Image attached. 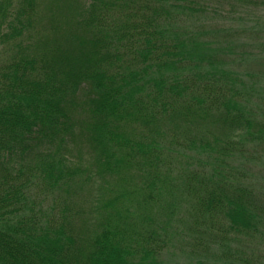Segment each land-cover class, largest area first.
Instances as JSON below:
<instances>
[{
  "label": "trees",
  "instance_id": "obj_1",
  "mask_svg": "<svg viewBox=\"0 0 264 264\" xmlns=\"http://www.w3.org/2000/svg\"><path fill=\"white\" fill-rule=\"evenodd\" d=\"M63 4L62 24L46 26L37 0H0V264H166L160 210L167 194L170 208L182 199L168 193L179 180L167 173L165 130L215 136L194 149L218 169L252 128L212 47L224 29L205 17L228 6L232 19L244 4L261 12L264 0ZM178 16L194 27L177 31ZM238 175L188 184L189 230L206 229L190 238L196 249L205 235L224 246L264 231V191Z\"/></svg>",
  "mask_w": 264,
  "mask_h": 264
},
{
  "label": "rangeland",
  "instance_id": "obj_2",
  "mask_svg": "<svg viewBox=\"0 0 264 264\" xmlns=\"http://www.w3.org/2000/svg\"><path fill=\"white\" fill-rule=\"evenodd\" d=\"M37 3L43 25L47 26L52 19H57L62 24L66 15L63 0H37ZM209 8L214 10L213 6ZM229 9L228 6H224V9L217 10L218 12L209 10L205 17L209 20L206 25L213 27L216 25L224 29L221 35L224 34L226 37H214L212 47L218 49L217 64L221 65L224 73H229L234 80L230 83V86L232 85L230 89L239 92L236 95L240 98L239 102L245 109L246 118L251 122L252 128L242 131L235 137V149L218 169H213L212 159L215 156L207 160L206 156H199L194 149L199 147L201 141L214 145L215 136L200 130H183L171 136L168 134L171 132L165 130L167 133L162 146L166 145L164 147L166 162L168 167H172L167 173L179 180L178 188L168 190V193L172 192V199L175 202L182 199L170 208L167 203L171 201L166 199L169 195L167 194L160 210L167 214H164L165 218L162 220L170 223L169 231L172 235L163 256L166 264H225L223 258L226 252L233 257L237 254L245 257L254 255L256 259L264 255V231L257 235L256 243H252L245 235L241 236L240 242L233 241L224 246L213 242L207 235L202 238L200 249L193 247V242H190V238L199 232L206 233V229L205 226H201L198 231L189 230V224L194 220V213L190 208L192 196L186 194L189 185L198 187L201 182L208 183L207 178H212L215 170L219 172L230 168L240 171L241 175L238 176L245 175V181L241 178L244 184L252 186L253 190L255 188L259 192L264 191V8L259 12V8L251 9L244 4L239 7L237 14L232 15L236 16L232 19L228 15ZM178 17L182 23H178L177 26H182L177 31L186 26L194 27V19L189 21L184 16ZM215 40L220 41V46H217ZM257 130H262L261 137ZM166 178L171 182L169 175H166ZM179 189L181 193H178ZM185 200H188L190 205Z\"/></svg>",
  "mask_w": 264,
  "mask_h": 264
}]
</instances>
